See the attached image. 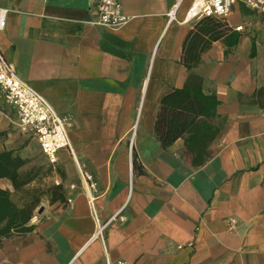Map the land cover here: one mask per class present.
Returning a JSON list of instances; mask_svg holds the SVG:
<instances>
[{"label": "crops", "instance_id": "0c3cea01", "mask_svg": "<svg viewBox=\"0 0 264 264\" xmlns=\"http://www.w3.org/2000/svg\"><path fill=\"white\" fill-rule=\"evenodd\" d=\"M119 2L129 21L110 30L93 24L96 0H0L4 57L71 121V151L51 164L0 95V152L42 158L47 188L62 195L40 199L31 231L1 239L0 264H264V108L254 100L264 88V14L234 5L224 20L237 44L226 53L212 43L194 69L222 122L210 159L194 167L182 138L163 149L154 131L161 99L188 77L180 58L193 0ZM0 189L17 204L8 178ZM90 200L100 222L125 220L93 238Z\"/></svg>", "mask_w": 264, "mask_h": 264}, {"label": "trees", "instance_id": "16d2710c", "mask_svg": "<svg viewBox=\"0 0 264 264\" xmlns=\"http://www.w3.org/2000/svg\"><path fill=\"white\" fill-rule=\"evenodd\" d=\"M223 41L228 53L237 44V35L224 19L204 16L196 20L187 33L182 47L180 64L188 71L187 80L182 88L173 89L160 101L154 131L163 149L171 146L177 139L184 140L186 151L192 157L194 167L204 165L211 157L210 145L218 136L222 122L217 123L216 107L219 102L214 93H204L203 79L194 69L206 52L216 41ZM254 55V49H252ZM254 100L264 108V88L254 94ZM24 161L13 156L12 151L0 152V178H8L17 190L22 187L20 168ZM51 200L61 199V190H51ZM39 199L24 205L16 204L9 191L0 189V245L2 238L14 233L32 230L30 221Z\"/></svg>", "mask_w": 264, "mask_h": 264}, {"label": "built area", "instance_id": "2783aa9c", "mask_svg": "<svg viewBox=\"0 0 264 264\" xmlns=\"http://www.w3.org/2000/svg\"><path fill=\"white\" fill-rule=\"evenodd\" d=\"M240 4L258 14H264V0H193L187 11V16L199 20L204 16H212L224 19L234 5ZM95 9L97 18L93 21L96 26L110 30H116L129 21V17L123 12L119 0H96ZM8 10L0 8V31L6 27ZM175 18V9L168 13L169 21ZM236 31L243 30L242 26L236 27ZM0 95L6 105L11 107L17 116V125L22 134L34 137L47 158L48 162L55 164L57 154L62 149H69L71 145L68 137V129L71 121L67 117L59 116L47 100L36 90L22 81L15 73L13 66L6 60L0 49ZM91 190L95 191L96 184L93 175L83 173ZM73 187V186H71ZM68 202H71L69 199ZM94 219L97 222L93 238H102L105 227L112 221L124 217L118 214L111 216L107 221L100 222L95 214L92 200H90ZM234 220L231 219L230 223ZM105 264H129L125 261L106 260Z\"/></svg>", "mask_w": 264, "mask_h": 264}, {"label": "rangeland", "instance_id": "374dc122", "mask_svg": "<svg viewBox=\"0 0 264 264\" xmlns=\"http://www.w3.org/2000/svg\"><path fill=\"white\" fill-rule=\"evenodd\" d=\"M20 173L22 182L26 184L20 187L17 194L14 195L17 204L24 205L36 199L40 201L41 198L51 195V191L46 186V178L50 174V168L46 166L42 158L34 156L24 160Z\"/></svg>", "mask_w": 264, "mask_h": 264}]
</instances>
